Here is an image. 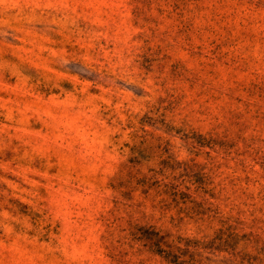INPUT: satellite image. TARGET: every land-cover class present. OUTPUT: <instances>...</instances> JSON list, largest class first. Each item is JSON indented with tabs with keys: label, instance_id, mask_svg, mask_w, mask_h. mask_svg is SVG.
<instances>
[{
	"label": "rangeland",
	"instance_id": "374dc122",
	"mask_svg": "<svg viewBox=\"0 0 264 264\" xmlns=\"http://www.w3.org/2000/svg\"><path fill=\"white\" fill-rule=\"evenodd\" d=\"M0 264H264V0H0Z\"/></svg>",
	"mask_w": 264,
	"mask_h": 264
}]
</instances>
